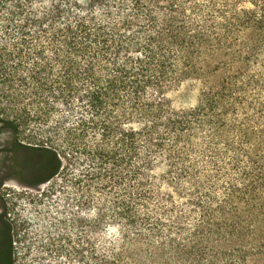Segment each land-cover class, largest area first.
Segmentation results:
<instances>
[{
	"label": "trees",
	"instance_id": "obj_1",
	"mask_svg": "<svg viewBox=\"0 0 264 264\" xmlns=\"http://www.w3.org/2000/svg\"><path fill=\"white\" fill-rule=\"evenodd\" d=\"M38 14L0 48V127L39 186L63 175L79 235L40 240L32 263L264 264V0H49Z\"/></svg>",
	"mask_w": 264,
	"mask_h": 264
},
{
	"label": "rangeland",
	"instance_id": "obj_2",
	"mask_svg": "<svg viewBox=\"0 0 264 264\" xmlns=\"http://www.w3.org/2000/svg\"><path fill=\"white\" fill-rule=\"evenodd\" d=\"M49 0H0V48L15 39V43L21 40V29L23 18L33 19L39 15L43 8L48 7ZM22 7V16L15 14V21L12 27L5 30V23L9 18L10 10H18L15 7ZM28 36L26 41L34 44L32 36L37 33V29L29 26L26 28ZM8 38H12L11 41ZM17 46L16 49H19ZM194 89L187 85L174 93L175 104L177 106L192 102ZM0 102L1 97H0ZM0 104V113L2 114ZM15 142L12 131L7 127H0V212L4 213L8 222L12 224V255L13 264H35L38 260L39 241L45 245L57 243L59 240L75 238L79 235V224L72 230L71 219L74 216L75 208L71 200L69 204L63 194L64 190H59L63 185V175L55 178L46 184H42L34 189H27L20 184L23 183L22 175L9 170H21L24 166L20 154L13 155L12 144ZM13 158V159H12ZM12 173V175H11ZM14 173V174H13ZM56 189V194H52ZM71 195L70 198H72ZM72 233H74L72 235ZM40 258L48 259L46 256Z\"/></svg>",
	"mask_w": 264,
	"mask_h": 264
},
{
	"label": "flooded vegetation",
	"instance_id": "obj_3",
	"mask_svg": "<svg viewBox=\"0 0 264 264\" xmlns=\"http://www.w3.org/2000/svg\"><path fill=\"white\" fill-rule=\"evenodd\" d=\"M12 146L13 155H15L16 153H21L20 158L23 161L24 166L21 170L17 171L11 168L10 163L9 170L21 174L22 179L24 176L25 179L22 180L23 183L21 182L20 184L22 187L27 189H34L38 187L39 173H37L35 170H31L36 165V162L31 161L29 159V156H27V153L24 152L21 148H19L16 142H14ZM10 226L11 224L8 222V219L6 218L5 214L0 212V264H8V228H10Z\"/></svg>",
	"mask_w": 264,
	"mask_h": 264
}]
</instances>
